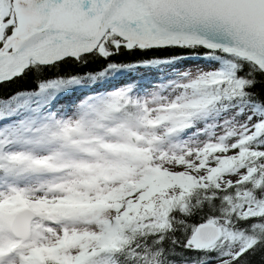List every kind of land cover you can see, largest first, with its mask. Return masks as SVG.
Returning <instances> with one entry per match:
<instances>
[{
	"label": "snow or ice",
	"instance_id": "6c2138e0",
	"mask_svg": "<svg viewBox=\"0 0 264 264\" xmlns=\"http://www.w3.org/2000/svg\"><path fill=\"white\" fill-rule=\"evenodd\" d=\"M0 264H264V0H0Z\"/></svg>",
	"mask_w": 264,
	"mask_h": 264
}]
</instances>
